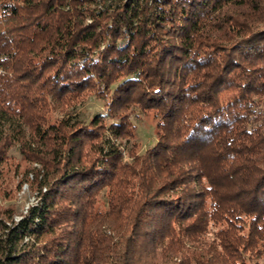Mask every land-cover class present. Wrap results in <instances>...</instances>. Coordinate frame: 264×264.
<instances>
[{
    "label": "trees",
    "instance_id": "obj_1",
    "mask_svg": "<svg viewBox=\"0 0 264 264\" xmlns=\"http://www.w3.org/2000/svg\"><path fill=\"white\" fill-rule=\"evenodd\" d=\"M12 146L39 200L0 210V264H259L264 0H0L7 199Z\"/></svg>",
    "mask_w": 264,
    "mask_h": 264
},
{
    "label": "rangeland",
    "instance_id": "obj_2",
    "mask_svg": "<svg viewBox=\"0 0 264 264\" xmlns=\"http://www.w3.org/2000/svg\"><path fill=\"white\" fill-rule=\"evenodd\" d=\"M105 102V99L90 96L84 102L69 111L76 119L83 123H87L93 115L105 111ZM129 119L135 125V130L133 132V137L129 140V145L127 146L130 147V145L135 144L137 151L141 152L148 146L153 145L156 141V117L152 114L130 108ZM124 143L125 141L122 142L123 146ZM9 155L12 157L13 161L19 162V168L13 176L12 183L10 182L8 184V186L14 188L12 191L13 196L10 199L4 197L2 192L3 189L0 186V210L5 209L9 204H12L14 206L13 217L15 220L20 215L25 214L26 208L30 205V203L35 201L36 197L37 189L35 184H31L32 180H30V175L29 180L25 179L24 171L27 167H29V165H31V167H39V165L37 163L26 164L22 162L17 146H12L10 148ZM259 264H264V254L262 258L259 259Z\"/></svg>",
    "mask_w": 264,
    "mask_h": 264
},
{
    "label": "built area",
    "instance_id": "obj_3",
    "mask_svg": "<svg viewBox=\"0 0 264 264\" xmlns=\"http://www.w3.org/2000/svg\"><path fill=\"white\" fill-rule=\"evenodd\" d=\"M30 176L32 177V174H30ZM44 191H45V187L42 188V192H44ZM38 200H39L38 191H36L35 201L32 202V203H30V205L26 208L25 213L27 212V210H28V208H29L30 206L37 204V203H38ZM21 217H22V215H20V216H19L18 218H16L15 220H18V219H20Z\"/></svg>",
    "mask_w": 264,
    "mask_h": 264
}]
</instances>
